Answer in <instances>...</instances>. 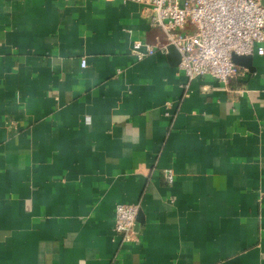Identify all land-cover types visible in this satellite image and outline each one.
<instances>
[{"label": "crops", "instance_id": "obj_1", "mask_svg": "<svg viewBox=\"0 0 264 264\" xmlns=\"http://www.w3.org/2000/svg\"><path fill=\"white\" fill-rule=\"evenodd\" d=\"M157 34L131 0H0V264H264V56L187 90L131 54Z\"/></svg>", "mask_w": 264, "mask_h": 264}, {"label": "built area", "instance_id": "obj_2", "mask_svg": "<svg viewBox=\"0 0 264 264\" xmlns=\"http://www.w3.org/2000/svg\"><path fill=\"white\" fill-rule=\"evenodd\" d=\"M159 34L155 42L134 40L131 54L138 60L174 45L181 55L179 70L185 88L210 76L224 85L244 76L248 68L236 64L233 55L264 56V0H131ZM86 65L85 59L82 61ZM120 73V70L118 71ZM169 182L172 170L166 172ZM139 206L118 203L114 230L125 243L132 242Z\"/></svg>", "mask_w": 264, "mask_h": 264}, {"label": "water", "instance_id": "obj_3", "mask_svg": "<svg viewBox=\"0 0 264 264\" xmlns=\"http://www.w3.org/2000/svg\"><path fill=\"white\" fill-rule=\"evenodd\" d=\"M168 54H169V57L174 61L175 64H178L180 62L181 55L174 45L168 46ZM252 60H253L252 55H237V54L233 55V61L236 64L245 66L249 69H251V68L253 69ZM136 225H138V224L136 223Z\"/></svg>", "mask_w": 264, "mask_h": 264}]
</instances>
